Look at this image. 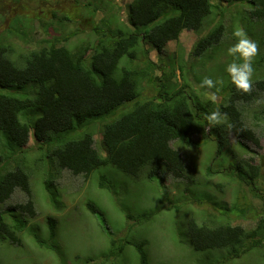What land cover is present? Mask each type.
<instances>
[{"label":"trees","instance_id":"1","mask_svg":"<svg viewBox=\"0 0 264 264\" xmlns=\"http://www.w3.org/2000/svg\"><path fill=\"white\" fill-rule=\"evenodd\" d=\"M110 1L113 0H99L106 11L101 7L102 16L94 26H90L91 22L93 24L91 16L96 15L100 6L94 0L86 2L83 6L89 10V27L83 30L77 27L56 44L46 45L47 40H41L39 47L25 49L9 40L15 37L25 41L27 31L13 23L6 28L5 38L0 40V164L6 166V170H0V204L5 211H20L29 217L36 215L29 172L36 170L34 164L44 160L47 169L50 168L44 179L45 187L51 194L50 202L58 206L53 195L54 180L63 170L88 179L93 170L109 164L133 178H141L142 171L150 167L145 177L152 180L156 167L163 164L167 174L194 184L192 168L185 164L178 142L191 147L196 143L194 137L205 140L216 132L226 139L232 134L235 142L246 144L247 149V143L260 146L255 132L245 124L243 107L264 94V76L252 82L248 93L237 90L230 80L226 99L218 96L216 100H198L184 88L169 93L164 83L159 92L143 95L145 83L175 79L176 71L184 77V65L174 68L170 64L166 72L161 55L166 44L178 40L183 32L201 31L212 13L211 0H131L124 11L125 22L135 31L128 34L122 26L108 25L112 12L106 7ZM221 2L247 3L251 7L247 12L250 19L260 24V35L264 34V0ZM51 16L48 18L62 24L73 21L66 14L57 18L52 12ZM74 18L77 20V15ZM43 24L39 21L37 26ZM224 31V25L219 23L206 34L198 35L187 59L207 57L220 45ZM79 32H86L85 36L80 43L73 44L70 38ZM104 35L108 38L106 42L102 39ZM151 51L156 53L157 60L151 58ZM209 57L211 59L212 55ZM156 70H160V77L154 75ZM127 104L132 105L127 107ZM217 109L226 114L232 125L230 130L223 124H208L206 115ZM33 112L38 115L32 124L29 119ZM99 118L106 120L97 132L101 134L97 141L94 128ZM31 136L37 144L35 153L39 156L36 158L27 153L22 155ZM100 149L105 151L104 156ZM252 159L244 160L251 183L261 176V167L253 165ZM10 162L14 165L10 166ZM207 172H213L211 165ZM100 186H108L104 178ZM16 190L23 192L26 200L6 206ZM250 190L261 201L255 226L245 229L231 222H216L213 216L201 224L188 218L186 230L193 251L226 249L231 257H239L249 250L264 248V189L252 187ZM87 206L104 222V216L93 204ZM25 226L26 220L9 221L0 212V233L11 243L21 244L18 233ZM50 231L54 236L53 224ZM130 243L136 248L141 263L147 264L145 242ZM40 246L53 248L46 242H40Z\"/></svg>","mask_w":264,"mask_h":264},{"label":"rangeland","instance_id":"2","mask_svg":"<svg viewBox=\"0 0 264 264\" xmlns=\"http://www.w3.org/2000/svg\"><path fill=\"white\" fill-rule=\"evenodd\" d=\"M88 1L91 0H0V40L5 38L6 28L13 23V26H21L27 31L25 41L15 37L9 40L16 46L36 48L40 46L41 40H47L46 45L59 43L77 27L80 30L89 27V10L83 6ZM94 1L100 7L96 15L91 16L93 24L91 22L90 26L98 22L97 19L105 9L99 0ZM130 1L113 0L106 7L112 12L108 17V25L122 26L126 34L135 31L123 18L124 8ZM211 2L212 13L201 31L183 32L177 41L165 46L161 55V64L166 66V72L170 64L174 68L184 65V77L180 81L170 79L145 83L143 95L151 96L159 92L164 83L165 91L169 93L184 88L198 100H216L218 96L226 99L230 82L226 66L234 61V57L227 54V49L236 43L234 32L238 29L258 45V53L253 59L252 82L264 76V34L260 35V24L250 19L247 13L251 7L243 2L231 5L218 0ZM11 9L15 11L11 13ZM52 12H55L57 18L66 14L73 21L62 24L48 18ZM39 21L45 24L38 27ZM219 23L225 24L220 45L209 52L207 57L202 55L187 59L197 36L206 34ZM85 33L79 32L71 37V42L80 43ZM102 39L106 42L108 38L104 35ZM15 50L20 52L18 48ZM211 55L212 58L208 59ZM150 56L157 60L154 51H151ZM154 75L160 77V70H156ZM204 77L219 82L217 88H202L200 81ZM131 105L127 104V107ZM37 115V112L32 113L29 119L32 124ZM106 118L95 120L94 138L97 141L101 139V134L97 132ZM243 119L259 138V147L247 143V149L246 144L235 142L232 134L226 139L225 135L216 132H212L210 138L205 140L196 136V143L191 147L178 142L185 164L192 168L196 179L194 184L167 174L163 164L156 167L152 180L145 177L150 167L142 171L144 176L141 178H133L109 164L93 170L88 179L63 170L54 180L53 195L59 203L55 206L50 202L51 194L44 183L50 168L47 169L45 160L34 164L36 170L29 172V184L36 215L29 217L20 211H5L4 205L0 204V212L7 220H26L24 230L18 233L20 245L11 243L0 233V264H142L136 248L130 243L134 240L145 242L147 264H264V248L249 250L239 257H231L226 249L193 251L186 230L188 218H194L201 224L212 216L216 222H231L245 229L255 226L261 211V201L253 196L250 189H264V94L254 103L243 107ZM36 146L31 136L22 155L27 153L31 158L38 157ZM43 148L46 150L47 146ZM101 153L105 155L104 150ZM250 157H253V165L261 167V176L252 183L246 176L244 163ZM9 164L14 165L11 162ZM209 165L213 172H207ZM239 165L243 168H239ZM2 168L6 170L3 163L0 164V170ZM102 178L108 186H100ZM25 200L24 193L16 190L6 206ZM89 203L104 216V222L98 213L88 209ZM225 207L229 210H225ZM51 224L54 236L51 235ZM40 242H46L49 246L52 244L53 248L40 246Z\"/></svg>","mask_w":264,"mask_h":264},{"label":"clouds","instance_id":"3","mask_svg":"<svg viewBox=\"0 0 264 264\" xmlns=\"http://www.w3.org/2000/svg\"><path fill=\"white\" fill-rule=\"evenodd\" d=\"M218 1L221 2V0H218ZM125 10H126V6L124 8V11ZM121 12H123V9ZM123 18L125 19V14ZM223 25L225 27V24ZM190 32H193V31H190ZM234 37L236 38V43L227 49V54L234 57V61L229 63L226 66V72L228 73L232 84L235 86L237 90L243 93H248L250 92L251 87H252V75L254 72L253 59L258 53V45L255 41L249 39L242 30H239V29L236 30L234 32ZM172 41H177V40H172ZM172 41H169V42H172ZM175 80L177 81L181 80V77L178 71H176ZM218 83L219 82L214 81L210 77H204L200 81V86L202 88L206 87L208 89H214V88H217ZM206 119L210 126H216V125L223 124L229 130L232 128V125L227 121L226 114L222 113L219 109L207 114Z\"/></svg>","mask_w":264,"mask_h":264}]
</instances>
